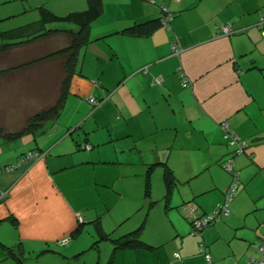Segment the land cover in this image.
Masks as SVG:
<instances>
[{
	"label": "crops",
	"instance_id": "0c3cea01",
	"mask_svg": "<svg viewBox=\"0 0 264 264\" xmlns=\"http://www.w3.org/2000/svg\"><path fill=\"white\" fill-rule=\"evenodd\" d=\"M23 1L60 17L87 8L86 0ZM262 16L264 0H102L58 114L13 139L6 136L56 103L63 60L3 76L12 88L0 104L11 120L0 121V264H208L200 244L210 264H250L264 236V140L250 143L264 136ZM159 18L165 24L148 36L123 33ZM62 25L44 27L78 30ZM223 25L232 34L223 35ZM67 44L57 35L17 47L0 57L14 58L0 71ZM32 50L35 58L20 59ZM39 67L47 79L48 71L57 75L51 100L47 84L24 87L25 71ZM222 122L248 142L241 155L223 139ZM29 151L45 156L4 170ZM230 157L240 178L230 213L193 237L191 221L224 201ZM165 169L174 182L168 200ZM139 227L145 246L115 250L113 240Z\"/></svg>",
	"mask_w": 264,
	"mask_h": 264
},
{
	"label": "trees",
	"instance_id": "16d2710c",
	"mask_svg": "<svg viewBox=\"0 0 264 264\" xmlns=\"http://www.w3.org/2000/svg\"><path fill=\"white\" fill-rule=\"evenodd\" d=\"M86 1H87V8L85 11L69 13L63 17L56 16L55 14L49 12L44 7H40L38 9L40 13V19L38 20V22L27 24L21 27H17V28L11 29L9 31H6L0 34V57L1 58H4L6 54H8L9 52H11V50L17 47L29 45L40 39L51 38L57 35H65L68 39L67 46L60 50L52 52L42 58L32 60L26 64L18 65L16 67L7 68L5 70L0 71V77H3L15 70L22 69L27 66L34 65L36 63H40L43 61L54 60V59H59V58L63 60L62 67L64 71V78L61 81L60 94L54 106L50 107L46 111L39 112L37 114H34L32 117L28 118L25 122V127L21 131H19L18 133H14V134H8L6 136L7 138H10V139L17 138L19 135H22L23 133L27 131L33 130L44 119H49L53 116H56L58 114L59 109H61V107L63 106L64 98L68 90L70 79L72 75L74 74V69H75V66L78 60V54L80 53L81 49L85 46V44L88 42L87 36H88L89 24L92 21L96 20L102 13V0H86ZM162 22H163V19L159 18L156 20L142 23V24H136V25H133L132 27L125 29L123 33L126 35H131V36H148L153 31L158 29L162 25ZM48 24H73L78 28V30L77 32H71V31L69 32V31L59 30V29H45L44 26ZM95 102L98 104L97 106H99L100 102H97V101ZM97 106L95 105L94 107H97ZM84 145H82V147ZM27 153H38L39 155L44 154L43 152H37V151H29ZM26 154H24L21 157L20 164L12 165V166H21L22 159L26 156ZM150 170L147 173L146 182H145V192L144 193L146 197L149 196V192H150L149 191L150 189V183H149ZM163 179H164L165 190H166L165 199L168 200L171 194V191H172V187L174 185L173 176L170 170L168 169L164 170ZM208 215L210 214H207L202 217H206ZM213 224L209 225L207 228H209ZM190 225L192 226V224ZM141 229L142 228L139 227L135 231L127 234L126 236L113 240L112 242L115 246V250L145 246L139 240V234H140ZM78 230L79 228L75 229L71 235L76 234ZM190 235H191V232H190ZM105 238L106 237H102L101 239H105Z\"/></svg>",
	"mask_w": 264,
	"mask_h": 264
},
{
	"label": "built area",
	"instance_id": "2783aa9c",
	"mask_svg": "<svg viewBox=\"0 0 264 264\" xmlns=\"http://www.w3.org/2000/svg\"><path fill=\"white\" fill-rule=\"evenodd\" d=\"M162 23L165 24L163 21ZM258 26L260 29H264V16H262L259 20ZM221 32L223 35H230L232 34V30L228 26H221L220 27ZM264 31V30H263ZM171 49L173 50L174 54H178L179 49L177 48L175 42L172 43ZM181 87L185 88L188 87V81L187 78L181 74ZM156 82L159 83L160 79H156ZM89 102L93 106H97L98 104L95 102L94 99H89ZM221 130L223 131V139L227 142L229 146H232L233 154L235 156L241 155L244 150L246 149L248 142L243 141L239 139L234 132H232L227 122L221 123ZM83 148L89 149V146L84 145ZM44 154L39 155L38 153H27L26 156L22 159V165H30L38 160H41V158H44ZM19 166H8L5 171L6 172H12L14 170H17ZM223 168L226 170L227 173L231 176V183L229 187L224 192V201L223 203L219 204L213 212L206 216V217H200L193 219L191 221V235L198 237L201 235V233L211 224L216 223L220 221L222 218L226 217L230 213V203L234 197V195L237 193L238 187H239V172L234 169L233 165V157H230L223 163ZM264 172V171H263ZM255 251L257 252V257L251 256L248 259V263L250 264H264V236H261L259 239V243L257 245H254ZM199 250L203 252L205 259L208 264L211 263L210 256L205 253V248L203 244L199 245Z\"/></svg>",
	"mask_w": 264,
	"mask_h": 264
},
{
	"label": "rangeland",
	"instance_id": "374dc122",
	"mask_svg": "<svg viewBox=\"0 0 264 264\" xmlns=\"http://www.w3.org/2000/svg\"><path fill=\"white\" fill-rule=\"evenodd\" d=\"M37 12L38 11L36 10V8L32 7L31 2L29 1L24 2L23 0H16V1L0 0V34L6 31H9L11 29L23 26L25 24L37 21L39 19ZM12 13H20V15L12 16L11 15ZM62 26H68V24H64ZM35 54H36V51L32 50L30 52H27L21 55V57L20 56L18 57H20V59L22 58L30 59V58H35L34 57ZM13 59L14 58H11L9 59V61ZM9 61H7L6 59L5 61L0 62V67H6L7 65L9 66L11 64L9 63ZM39 68H41L42 70L37 71V72L31 71V70L25 71L27 75H24V81H23L24 87H28L29 89L31 88V89L36 90L37 88H40V86H42L43 84H47L48 97H49V100H51V97L54 95L55 91L57 90V80H56L57 75L56 73L50 74V71H48V79H47V74L45 73V70L43 69V67H39ZM0 78H1L0 79V104H3L4 102L8 103V99L10 98V96H8V92H9V89L12 88L11 86L12 83L10 82L9 78L7 80L6 79L4 80V77L3 78L0 77ZM16 82H19V81L16 80L15 83ZM29 82L31 84H29ZM20 83H22V80ZM19 116L20 114H17L18 118H20ZM18 120H21V119H18ZM0 121L3 123H9L11 121L9 119V115L4 114V111L2 110V108H0ZM14 123L15 122L13 121L11 124H14ZM18 123H22V122L19 121ZM261 175L264 176L263 172H261Z\"/></svg>",
	"mask_w": 264,
	"mask_h": 264
},
{
	"label": "water",
	"instance_id": "95a60500",
	"mask_svg": "<svg viewBox=\"0 0 264 264\" xmlns=\"http://www.w3.org/2000/svg\"><path fill=\"white\" fill-rule=\"evenodd\" d=\"M263 140H264V136L257 137V138H254V139L250 140V143L253 144V143H257V142L263 141Z\"/></svg>",
	"mask_w": 264,
	"mask_h": 264
},
{
	"label": "bare ground",
	"instance_id": "6f19581e",
	"mask_svg": "<svg viewBox=\"0 0 264 264\" xmlns=\"http://www.w3.org/2000/svg\"><path fill=\"white\" fill-rule=\"evenodd\" d=\"M160 83V82H159Z\"/></svg>",
	"mask_w": 264,
	"mask_h": 264
}]
</instances>
